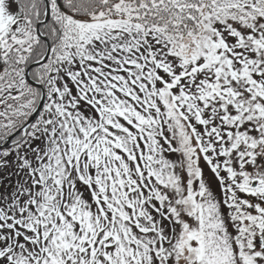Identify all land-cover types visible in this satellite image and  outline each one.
Returning a JSON list of instances; mask_svg holds the SVG:
<instances>
[{"label":"snow or ice","instance_id":"6c2138e0","mask_svg":"<svg viewBox=\"0 0 264 264\" xmlns=\"http://www.w3.org/2000/svg\"><path fill=\"white\" fill-rule=\"evenodd\" d=\"M0 264H264V0H0Z\"/></svg>","mask_w":264,"mask_h":264}]
</instances>
